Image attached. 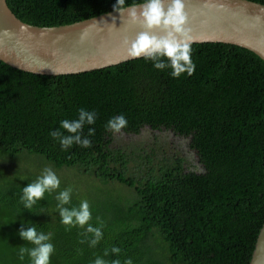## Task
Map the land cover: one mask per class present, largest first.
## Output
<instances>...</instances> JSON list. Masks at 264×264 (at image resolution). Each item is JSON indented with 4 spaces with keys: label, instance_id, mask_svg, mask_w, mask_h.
I'll list each match as a JSON object with an SVG mask.
<instances>
[{
    "label": "trees",
    "instance_id": "16d2710c",
    "mask_svg": "<svg viewBox=\"0 0 264 264\" xmlns=\"http://www.w3.org/2000/svg\"><path fill=\"white\" fill-rule=\"evenodd\" d=\"M7 2L27 23L56 26L112 11L115 0ZM190 46L195 69L178 78L143 57L56 76L0 60V264H31L27 250L35 245L19 229L32 226L49 235L42 242L53 245L49 264H250L264 224V60L229 43ZM80 108L96 112L81 133L95 129L91 146L62 150L49 132L68 135L60 121L77 118ZM120 114L127 126L106 130ZM145 128L183 138L194 157L169 152L159 135L119 137ZM45 168L60 185L25 209L21 189ZM66 188L61 207L88 202L84 225L75 217L61 223L56 197Z\"/></svg>",
    "mask_w": 264,
    "mask_h": 264
},
{
    "label": "water",
    "instance_id": "95a60500",
    "mask_svg": "<svg viewBox=\"0 0 264 264\" xmlns=\"http://www.w3.org/2000/svg\"><path fill=\"white\" fill-rule=\"evenodd\" d=\"M190 44L223 42L247 48L264 60V4L253 0H184ZM114 10L56 26L21 20L0 0V60L26 72L67 75L114 66L128 56L125 40L146 31ZM151 31L160 34V29ZM142 57V56H141ZM250 264H264V224Z\"/></svg>",
    "mask_w": 264,
    "mask_h": 264
},
{
    "label": "clouds",
    "instance_id": "9594fccd",
    "mask_svg": "<svg viewBox=\"0 0 264 264\" xmlns=\"http://www.w3.org/2000/svg\"><path fill=\"white\" fill-rule=\"evenodd\" d=\"M113 10L121 14L126 13L133 21L141 23L146 31L138 32L134 39L125 40L128 56L130 58L143 57L152 62L154 68L163 70L170 69L169 75L178 78L182 73L191 75L195 69V64L191 59L190 43L184 39L188 33L187 13L185 12L184 0H141L140 3L126 5V0H115ZM160 29L157 34L152 29ZM77 118L60 121V128L66 130L68 135L61 133L59 129L52 130L49 135L57 139L61 149L65 150L74 143L87 148L91 146L90 136L94 135L95 129L88 128V134L82 136V129L85 124L93 125L96 120V112L85 108L77 110ZM127 119L123 114L113 116L106 121L105 129L113 133H119L121 129L127 126ZM75 134V135H73ZM60 180L51 168H45L41 175L34 181L28 183L21 189L20 199L25 209H30L36 200L41 199L45 192H51L58 188ZM71 188L59 191L56 199L60 202L57 207L60 211L61 223H75L84 225L90 219L89 205L86 200H82L79 208L68 209L61 207L67 204L70 199ZM87 231L94 232L97 238L101 233L98 228L88 226ZM19 235L26 241H30L35 247L28 249V255L31 258V264H49L50 255L53 252V245L43 241L49 240V235L38 233L35 226L19 229ZM91 243L94 245L96 239ZM25 249L21 248V256ZM113 252H118V248H113ZM93 264H105L97 258ZM112 264H119V261H113ZM125 264H132L130 259L125 260Z\"/></svg>",
    "mask_w": 264,
    "mask_h": 264
},
{
    "label": "rangeland",
    "instance_id": "374dc122",
    "mask_svg": "<svg viewBox=\"0 0 264 264\" xmlns=\"http://www.w3.org/2000/svg\"><path fill=\"white\" fill-rule=\"evenodd\" d=\"M161 141H165L169 143V146H167V149L169 150V152H173V151H178L179 154L181 155H189L190 157H194V153L193 151H191L190 149H188L187 147V141L184 140L181 137H178L174 134H171L169 132H164V131H154L150 128H145L141 134L139 135H120V139L122 141H151L155 139V136H158ZM166 148V145H165ZM173 150V151H172ZM66 172H70L69 174L71 175V171L72 170H64ZM63 170H61V172L64 173ZM74 172V171H73ZM68 175V174H67ZM72 176V175H71ZM76 184H88V183H84L82 180L78 179V182Z\"/></svg>",
    "mask_w": 264,
    "mask_h": 264
}]
</instances>
